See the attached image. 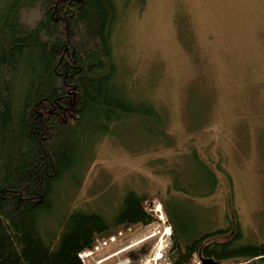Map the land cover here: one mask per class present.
I'll return each mask as SVG.
<instances>
[{"label":"rangeland","instance_id":"1","mask_svg":"<svg viewBox=\"0 0 264 264\" xmlns=\"http://www.w3.org/2000/svg\"><path fill=\"white\" fill-rule=\"evenodd\" d=\"M115 4L117 81L129 98L159 112L165 141L132 120L117 136L93 138L74 176L56 185L54 212L80 209L110 222L127 192L146 196L143 206L156 221L119 230L98 254L111 256L102 264H168L173 240L165 201L185 216L197 213L206 231L238 222L243 243L264 245V0ZM194 157L216 174L217 189L203 198L174 191L169 197L175 174L185 184L199 177Z\"/></svg>","mask_w":264,"mask_h":264},{"label":"trees","instance_id":"2","mask_svg":"<svg viewBox=\"0 0 264 264\" xmlns=\"http://www.w3.org/2000/svg\"><path fill=\"white\" fill-rule=\"evenodd\" d=\"M116 20L115 0H0V264H81L79 252L96 238L156 221L146 196L133 191L110 222L80 209L54 212L56 185L77 171L93 138L117 136L132 120L165 141L163 117L117 81ZM191 162L199 177L185 184L175 174L169 197L203 198L217 189L213 170ZM162 207L172 230L168 264H264V245L243 243L238 222L206 231L197 213L185 216L166 201Z\"/></svg>","mask_w":264,"mask_h":264},{"label":"built area","instance_id":"3","mask_svg":"<svg viewBox=\"0 0 264 264\" xmlns=\"http://www.w3.org/2000/svg\"><path fill=\"white\" fill-rule=\"evenodd\" d=\"M121 235L122 233L119 231L118 233L112 234L106 238H96L90 248H87L78 254L80 263L90 264V262H92V264H102L103 262H105L111 256L100 257L98 254H100L101 251L106 248L110 243L115 242L116 239ZM191 264H202V261L199 258H196Z\"/></svg>","mask_w":264,"mask_h":264},{"label":"water","instance_id":"4","mask_svg":"<svg viewBox=\"0 0 264 264\" xmlns=\"http://www.w3.org/2000/svg\"><path fill=\"white\" fill-rule=\"evenodd\" d=\"M202 263L203 264H215V262L211 260H202Z\"/></svg>","mask_w":264,"mask_h":264},{"label":"bare ground","instance_id":"5","mask_svg":"<svg viewBox=\"0 0 264 264\" xmlns=\"http://www.w3.org/2000/svg\"><path fill=\"white\" fill-rule=\"evenodd\" d=\"M167 233H168V232H167ZM105 238H106V237H105ZM144 240H145V239H144ZM79 253H80V252H79ZM117 253H118V252H117ZM117 253H115V254H117ZM115 254H114V255H115ZM159 256H160V255L158 254V255L156 256V259H157Z\"/></svg>","mask_w":264,"mask_h":264}]
</instances>
